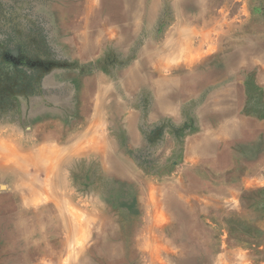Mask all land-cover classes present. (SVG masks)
Wrapping results in <instances>:
<instances>
[{
  "label": "rangeland",
  "instance_id": "rangeland-1",
  "mask_svg": "<svg viewBox=\"0 0 264 264\" xmlns=\"http://www.w3.org/2000/svg\"><path fill=\"white\" fill-rule=\"evenodd\" d=\"M0 264H264V0H0Z\"/></svg>",
  "mask_w": 264,
  "mask_h": 264
},
{
  "label": "crops",
  "instance_id": "crops-1",
  "mask_svg": "<svg viewBox=\"0 0 264 264\" xmlns=\"http://www.w3.org/2000/svg\"><path fill=\"white\" fill-rule=\"evenodd\" d=\"M99 103H94V109H98V112L100 113V106H98ZM97 111V110H96ZM96 113H91L90 119L88 120V124L86 126V129L82 132L81 136L79 137V142L76 143V146L78 144H84L88 145V149L79 151L81 154L85 152L89 153H98L100 154V159L102 160L104 164V169L110 173H115L116 175H119L123 178H128V174L130 171V162L128 159L121 158L118 154V150L116 148V142L114 139H110L109 137L103 138L101 141H98L99 138L97 136V133H89L88 129H93L97 126L96 123H101L102 121V115ZM96 115V116H94ZM176 116V105L175 102L172 100H165L163 99L160 101V104L156 105V108L154 112H152L151 116L157 117V116ZM94 116V117H93ZM89 118V117H87ZM139 112L137 110H129L127 114L125 115L124 119V129L127 131L128 135L132 138L131 140L133 142L138 141L139 138ZM98 128V127H97ZM98 132V131H97ZM78 138V137H77ZM93 140L94 142H92ZM189 152L186 156V159H191V150L190 147H188ZM205 150L198 149V153L203 154Z\"/></svg>",
  "mask_w": 264,
  "mask_h": 264
},
{
  "label": "bare ground",
  "instance_id": "bare-ground-1",
  "mask_svg": "<svg viewBox=\"0 0 264 264\" xmlns=\"http://www.w3.org/2000/svg\"><path fill=\"white\" fill-rule=\"evenodd\" d=\"M87 31V30H86Z\"/></svg>",
  "mask_w": 264,
  "mask_h": 264
}]
</instances>
